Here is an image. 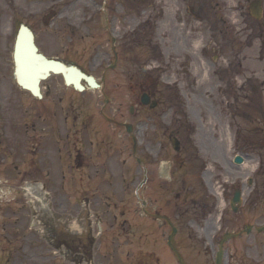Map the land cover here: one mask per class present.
<instances>
[{"label": "rangeland", "instance_id": "1", "mask_svg": "<svg viewBox=\"0 0 264 264\" xmlns=\"http://www.w3.org/2000/svg\"><path fill=\"white\" fill-rule=\"evenodd\" d=\"M194 1L138 0L135 10L125 6L123 0H0V5H16L20 16L18 21L35 28L47 54L77 60L89 74L105 78L115 101L111 107L112 115L119 122L136 125L133 134L138 155L144 163L140 167L141 170L146 167L150 179L138 196L148 201V207H152L154 201L159 208L164 205L171 213L172 202L167 201L168 196L176 197L183 186L195 191L199 186L196 175H201L207 195L214 198V202L208 200V218L201 227L195 225L192 228L193 234L202 240L197 242L193 236L185 241V249L193 263L179 248L183 234L175 236L172 243L179 248L186 264H214L212 256L218 249V238L214 246L211 238L221 227V233H224L227 229L240 231L264 225V202L258 200L235 214L230 208L232 197L227 198L224 192L225 186H231L236 177L244 180L248 176L257 181V187L255 185L251 191L255 187L259 192L263 189L264 18L262 21L250 18L248 7L253 0ZM199 11L202 16H199ZM10 16L7 7L0 11L1 25L7 27ZM45 21L50 25H43ZM71 29L76 31L78 39L73 46L66 35ZM61 36L63 41L60 42L58 38ZM141 42L146 45V51L149 50L147 57L152 55L151 62L144 69L154 72H146V76L156 78V82L160 78L164 85H173L185 99L187 121L191 122L194 134L191 137L193 144L189 140L186 143V135L180 134L185 142L180 153L174 151L171 138L177 135V128L185 118L177 110L172 111L164 101L156 110L141 106V93L136 84L144 77L138 71L139 63L134 66L132 56L124 63L119 54L121 43L124 47L133 43L135 52H138L135 46ZM149 60L143 58V62ZM116 61L118 64L109 71V65ZM160 90L163 91L162 86ZM98 95L90 93L85 98L95 103ZM157 97V100L161 98ZM98 104L100 108L102 99ZM118 106L121 107L119 110ZM131 107L135 109L133 115L130 114ZM91 108L92 104L85 110L90 111ZM110 135L122 147L114 143L113 149L107 151L111 163L114 156L113 167H96L101 170L100 181L106 183L97 185L99 181L94 177L90 185L91 221L96 238L95 264H117L110 258L113 255L110 250L133 252L146 243L141 257L143 263L157 254L162 255V264H170V261L174 264V254L166 241L167 230H159V225L154 224L149 233L141 231L150 227L136 214V210L141 212L143 205L134 198V194L143 182L144 171L138 169V172L135 170L137 166L131 165L134 139L124 128L114 129V134ZM236 155L244 157L245 164H235ZM123 159L127 160L125 169L133 173H121V178L129 184V188L124 186L127 195V192H121V179L112 173H119L118 167H124ZM260 164L263 167L257 174ZM251 166H257V170L250 171ZM208 181L213 182L215 190L224 195L216 196ZM202 193L199 192L198 196ZM245 194L244 203L249 197L248 189ZM82 215L85 217L86 213ZM220 218L222 221L218 223ZM82 224L84 222L79 221V225ZM174 228L178 231L177 226ZM112 240L117 244L115 247H109ZM204 247L207 253L199 256L200 249L204 254ZM104 256H107L106 261ZM124 260L127 264V259ZM61 261L56 263L72 264L69 256L63 255ZM225 264H264V233L252 231L229 241Z\"/></svg>", "mask_w": 264, "mask_h": 264}, {"label": "flooded vegetation", "instance_id": "2", "mask_svg": "<svg viewBox=\"0 0 264 264\" xmlns=\"http://www.w3.org/2000/svg\"><path fill=\"white\" fill-rule=\"evenodd\" d=\"M16 71L13 40L0 33V264H43L48 249L62 248L88 261L87 221L81 236L67 229L79 211L78 169L93 157L91 139L80 136L78 92L51 74L35 93ZM83 200L91 215L89 197ZM135 255L134 262L155 264L142 262V250Z\"/></svg>", "mask_w": 264, "mask_h": 264}, {"label": "bare ground", "instance_id": "3", "mask_svg": "<svg viewBox=\"0 0 264 264\" xmlns=\"http://www.w3.org/2000/svg\"><path fill=\"white\" fill-rule=\"evenodd\" d=\"M23 37H24V35L22 34L21 39ZM24 42H25V40L22 39V43L23 44H20L21 47H24V51L22 53L21 60L25 64V68H27V70H29V71H27V77L29 79H31L32 76L34 75V72L38 71L40 69L41 64L39 62L33 60V58L31 57V55L29 54V52L27 50V45L28 44L24 43ZM23 73L24 72H22V74ZM73 77H74V75H73ZM250 168L254 171L256 167L255 166H251Z\"/></svg>", "mask_w": 264, "mask_h": 264}, {"label": "water", "instance_id": "4", "mask_svg": "<svg viewBox=\"0 0 264 264\" xmlns=\"http://www.w3.org/2000/svg\"><path fill=\"white\" fill-rule=\"evenodd\" d=\"M261 3H262L261 0H256L255 2L252 3V5L250 7L251 15L253 17L257 18V19H260L262 17V7H261ZM143 102H144V104H147L149 102V100L146 97H144L143 98ZM175 147H176V149L178 148V142L177 141H175ZM236 162L241 163L242 162V159L238 157L236 159ZM237 202H240V194L239 193L236 195V198L233 201V206ZM219 255H220V257H218V264L221 263V259H222L221 258V253Z\"/></svg>", "mask_w": 264, "mask_h": 264}]
</instances>
